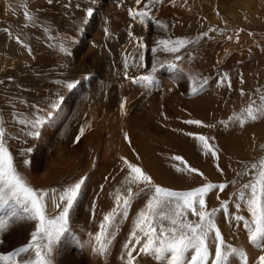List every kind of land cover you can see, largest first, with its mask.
I'll use <instances>...</instances> for the list:
<instances>
[{
    "label": "rangeland",
    "instance_id": "1",
    "mask_svg": "<svg viewBox=\"0 0 264 264\" xmlns=\"http://www.w3.org/2000/svg\"><path fill=\"white\" fill-rule=\"evenodd\" d=\"M23 1L25 3H23ZM35 1L43 8H38L39 10L31 8L30 4H34ZM133 1L132 4L125 1L119 4L117 6V12H124L129 18V9H134ZM161 1L162 0H151V6L148 9L149 14L147 16L151 31L146 36V39H144V34H142L143 30L140 23L129 21L126 17H121L122 21L124 19L127 20L125 21V24H127L124 25L126 27L125 32L130 42L129 46L131 47L132 45L135 47L136 45H143L144 47L146 45V47H148L147 55L150 58V65L152 68L162 63L163 65H168L172 62L179 61L177 57L183 59L186 53L192 54V58H194L193 67L195 69L191 67L192 71H189V73L202 75V79H199L201 81L207 79L208 81V84L204 87L210 84V92L221 93V97L223 98L218 104H210V106L206 107L205 104L200 103L192 110L189 106H186V104L191 100L198 99L201 93H196L193 99L187 98L185 94L177 96L178 101L180 100L181 102L178 105L174 103L176 104L175 107L178 113L175 120L181 123V126L178 127L179 131L177 134L178 136L180 135L178 139L179 148L175 152L167 151L163 152V154L161 153L162 155L160 154V156L163 157V164L166 168V180L171 184L173 191L186 192L189 189L188 185L191 177L198 174L197 172H190L188 170L192 168L197 169L199 173L202 172L203 175L199 174L198 178L205 185L208 183L213 185L225 184L226 187L223 191L218 190L216 187L210 190L211 205H207V207L209 210L217 209L215 223L221 231L225 243L234 247L233 243L241 236V232L243 231L245 235H248V233L243 226V222H236L233 217L235 215H241L244 216L246 220H250V215L246 206L242 204L239 210L236 208V204L242 203L238 198V193L243 184L260 180L259 172L264 170V116H259L255 120H251L247 116L249 104L253 101H260V98L264 97V0H227L228 2H225V0H218L215 2L216 4L213 3L211 5L210 13H207L210 14V26L202 33H195L193 35L189 33V31H191L189 27H187L189 30L186 34L182 33L184 31L182 24H184V22H186L184 20H188V18L182 20V18L179 17H156L159 11L155 12V10L159 7ZM0 2V48L4 46L7 49L13 40L17 44V38L19 37V42H21V44L30 43L27 47H25V45H17L19 49L23 48L20 50L21 54L26 57L23 60L27 61L26 59L29 58L34 59L33 55L36 54L40 57L39 61H42L28 64V67H24L23 71L18 70L23 68V66H0L2 67L0 69V122L3 123L6 131L5 143L14 158L17 171L25 181L29 182L27 179L29 178L28 173L31 170L29 167L31 168V164L34 161L36 145L38 144L35 142L39 141L41 131L49 129V132L52 128L59 126V129L56 131L58 134L55 136H59L61 139H73L78 135L81 137L82 135L79 134L81 129L86 133L83 134V136H87L91 132L89 129L90 132L88 133V127L85 128L87 123L83 117V106L86 100L85 98L83 99L82 96L81 90L84 88L82 86L87 85V83L93 79L94 82L99 81L96 75L92 73L93 70L88 68L91 65L90 63L94 64L98 61L97 64L100 66V69L105 70L104 64L109 59L107 62L111 63L112 66L109 64L110 67H113L109 48L115 49L117 48V44H115V46L114 44L109 45L110 37H104V41L99 43L97 39L85 36L89 26L96 21L97 10L93 5L87 4L84 0H51V2L50 0H0ZM147 2L148 0H142L139 8L140 11L144 10V4ZM3 6L6 8V10H4L5 12L1 11ZM124 6L125 9L123 8ZM127 8L128 11L126 10ZM88 9H91L93 12L91 17L87 16ZM229 9L230 12H228ZM25 11L31 14L34 18V22L25 19ZM108 18L110 17L102 16V22L110 24ZM118 20H120V18H118ZM189 23L190 22H187V25ZM132 24H136L134 27L137 29L134 28ZM98 27L103 36H107L109 32L112 33L114 30L115 33H113L116 37L124 31V28H120L116 31L113 25H111L113 30L108 28L104 31L99 25ZM139 27H141L142 33ZM130 32L132 33L131 37L129 36ZM57 36H60L61 39ZM162 40L171 42L168 45L169 48L172 47L174 42L179 40H183L185 43L183 47L179 48V51L171 52L165 50L164 45L160 44ZM81 44L83 49H87V47L89 49L92 48L91 52L88 54V62H90L88 64L74 57L75 50L80 49L78 46L81 47ZM104 44L105 46H103ZM122 44L127 45V43ZM32 45H36L39 48L34 54L28 50ZM61 46L66 48L67 52L61 51ZM154 48L156 49L155 52L152 51ZM241 48L245 51H242ZM232 51L233 54H231ZM54 52H56L58 56L56 62L52 61ZM143 52H145V50ZM235 52L241 56L239 57ZM120 58L121 60L125 59L123 64L124 67L117 69L115 75L112 74L111 77H107L109 81H112V79H121L125 89L133 85L132 87L135 88L137 92V101H140L141 104L145 101L144 104L153 106L151 98L157 95L158 87H160L164 78L160 79L159 82L153 78L151 82L140 81L138 80L139 77L144 75L147 76L149 72L146 73L143 71L141 74H136L135 68H133L134 66L130 62L134 60L131 57H128V59L125 57ZM179 65L180 64L176 66ZM224 77H226V79H224ZM133 79H136L137 83H133ZM185 80L187 82V76H185ZM69 83H72L74 87L69 89L67 87ZM241 90L245 93L244 95H241ZM99 91L100 90L95 91V93L92 92L93 94L91 93L90 96L96 95L97 97H101L102 102L106 103V92L102 90ZM74 93L77 96L75 95L74 98L72 97L71 99V95ZM111 100H113H109L111 107H114L113 102L116 104L118 101L115 98ZM173 102L174 98H172V103ZM52 103L58 104L55 110L50 107ZM80 104L81 107H79ZM33 105L38 106L39 110L33 108ZM258 107H260V103L255 105L253 111ZM195 109L199 111L196 112ZM58 110H60V112ZM48 111H52L53 119V115L56 114H61V117L59 116V120L55 123H51L52 125L48 123L51 121L50 119H48V121L46 120V122L37 129L39 131L38 136L27 135L26 133L30 129L23 128L22 125L13 119V117H15L17 120L20 118L31 120L36 116L43 118L46 117ZM66 111L69 117L65 114ZM188 120H198L201 121L202 124L185 123V121ZM49 124L51 125L50 128ZM200 135L206 137L207 147L205 146V142L198 139ZM222 141L229 149L223 145ZM244 142L248 143V145ZM237 143L239 144L237 145ZM249 145H252V147ZM213 151L215 152V157L213 156ZM174 157H180L181 159L177 160L174 159ZM207 157L210 158V161L214 160L209 179L203 170V164ZM118 159L120 163L116 164L112 171L115 169V171H124L128 169L127 165L121 163L120 158ZM25 160L29 163L25 164ZM253 165L256 166L255 170L250 173L249 169H251ZM139 167H141L140 164ZM218 169H222V172ZM64 178L65 176H63V179ZM135 185L136 184H132L131 186ZM200 186L201 185L198 183V185L195 184L192 187L198 188ZM31 188L40 193V190H36L34 186ZM257 189L259 191V184H257ZM101 190V186L97 185L96 192L98 191V194L95 196H98ZM222 202H227L228 206L226 210L221 207ZM7 206L9 205L6 204L1 208L4 209ZM131 210L132 206L129 207L128 211L131 212ZM94 211L93 213L95 214L96 211ZM94 214L92 216H94ZM130 214L127 213L125 219H127ZM189 219L195 220L197 218L189 214ZM5 233H0V256L12 254L17 248V246H15L17 241L15 242L16 244L14 243L15 235L5 236ZM248 240L242 238L244 243ZM10 241L12 242L10 243ZM4 242L5 244L10 243L8 248H3L2 245ZM213 244L214 241L210 239V259L214 255ZM139 247L140 245H138V248ZM234 248L244 253V244H240L237 247L235 245ZM260 255H264V253H260L256 259H254V262H258V257ZM243 263L244 260L239 255H235L230 264ZM0 264H13V262L12 260L0 261ZM51 264H53L52 260Z\"/></svg>",
    "mask_w": 264,
    "mask_h": 264
},
{
    "label": "bare ground",
    "instance_id": "2",
    "mask_svg": "<svg viewBox=\"0 0 264 264\" xmlns=\"http://www.w3.org/2000/svg\"><path fill=\"white\" fill-rule=\"evenodd\" d=\"M84 1L87 4L93 5V7L97 10L96 21L92 23L91 26H89L85 36L95 38L99 41V43L104 41V37H110L109 45L114 44L115 46V44H117V48H109L110 57L113 61V67H110L111 63L107 62L109 59L107 60L105 58L104 59L107 60L104 64L105 70L100 69V66L97 64L98 61L94 64L88 62V54L91 52L92 48L89 49L87 47V49H83L82 44L81 47L78 46L80 49L75 50L74 57L79 58V60L84 63H90L91 65L88 68L93 70L92 73H94L99 79L98 82H94V79L92 81H89L87 85L82 86L84 88L81 90L83 99L85 98L86 100L83 106V117L87 123L85 128L88 127L87 129H90L91 132L89 130V135H82L83 137L81 136L79 141L76 142V136L74 138L72 137L73 139H61L59 138V136L56 137L55 135L58 134L56 133V131L59 129V126H57L56 128H52L49 132V129L41 131L39 141L35 142L38 144L36 145L35 154L33 153L34 161L31 164V168L28 166L31 170L28 173L29 178H27L29 182L26 181V183L30 187L34 186L36 190H40V193H48V196L46 197V214L48 216H55L57 210L52 204V190L55 189L59 191L77 182L81 178H84L85 182L81 188L78 199L75 202L74 207L70 213V230L62 237L61 242L58 245H55L53 248L51 256L53 264H125V261L121 259V255L124 251L123 245L128 241L130 233L135 230L134 222L137 219L140 210L144 208L146 204V199L149 197L150 193L148 191L149 186L146 184H136L135 186H131L132 184L129 185L126 183L128 169H125L124 171H115V169L114 171H112L113 167L116 164L120 163L118 158H120L121 163H124L123 159H121L124 158L127 159L130 163L138 165V167L140 164V168L151 177L154 184L167 188L169 190H173L171 188V184L168 183V181L166 180V168L163 164V157H161L160 154H163V152L167 151L175 152L179 148L178 139L180 135L178 136L177 134L179 131L178 127L181 126V123L175 120L178 113L177 108L175 107L176 104L174 103H177L178 105L181 102L180 100L178 101L177 96L185 94L187 98L193 99V96L196 93H201V95L199 94L200 97L198 99L191 100L189 101V103L186 102V106H189L192 110L195 108L196 105H199L200 103L205 104L206 107L210 106V104H218L223 100V98L221 97V93L210 92V84L206 87H203L202 89L200 88V84L202 81L199 78L202 79V75H197L196 73H191V75L189 73V71H192L191 67H193L194 64V58H192V54L190 55L189 53H186L185 57L183 59L180 58L179 61L172 62L168 65H163L162 63L161 65L152 68L150 65V58L147 55L148 47H146V45L144 47H141L139 45H136L135 47H133L132 45L131 47L129 46V38L127 37V33L125 32V25L127 24H125V21L129 20L140 23L143 33L141 31V27L139 28L141 33L144 34V39H146V36L151 31V26L148 22L147 16L140 17L130 15L128 18L124 12H117V6L119 4H121L122 2L124 3V1L130 2V4H132L133 0ZM217 1L218 0H211L210 3V0H162V3L160 2L159 7L154 10L155 12L159 11L156 14V17H179L182 18V20L188 18V20L185 19L184 21L186 22L182 24V28L184 29L182 33L186 34V32L189 30L187 27H189L191 29L189 33L193 35L195 33H202L210 26V14L207 13H210L211 5ZM226 1L227 0H225V2ZM133 2L134 9L132 11L136 12L137 5L135 1ZM23 3L25 2L23 1ZM30 5L31 8H33L34 10L42 7L36 1L34 2V4ZM123 8L125 9V6ZM131 9L132 8H130L129 10ZM4 10H6L5 6L1 8L2 12ZM126 10L128 11V8ZM228 12H230V9ZM102 16H109L110 18H108V21H110V24L102 22ZM121 17H126L127 20L123 18L124 20L122 21ZM118 18H120V20H118ZM187 22L190 23L187 25ZM98 25L102 29H104V31L108 28H111L113 30L114 27L116 31L120 28H124V31L122 32V34H118L116 37L114 34V30V33L109 32V36H103ZM111 25H113V28L111 27ZM134 26H136V24L133 25V27ZM57 37L61 39L60 36ZM122 43H127V45ZM28 44L30 45V43L28 42L27 44H21V42H17L16 44L13 40V42L9 44V47H7V49L2 46L0 48V66H23V68L18 69L19 71H23L24 67H28V64L42 62L39 61L40 57L36 54L33 55L34 59L29 58L26 59L27 61L23 60L26 58L20 52V50L23 48L19 49L17 45H25V47H27ZM103 46H105V44ZM143 48L145 52H143ZM28 50H30V52H33L32 54H34L36 50H39V48L36 45H32V47ZM231 54H233V51L231 52ZM235 54L237 53L235 52ZM140 56H143V59H141ZM120 57H125L127 59L128 57H131L134 60L130 62L134 66L133 68H135L136 74H141L143 71L146 73L149 72L147 76L150 75L154 80H158V82L160 81V79L164 78V80H162V83L160 84V87H158L159 89L156 93L157 95H152L153 97L151 99L153 102V106L144 104L145 101L143 102V104H141L140 101H137V92L136 89L132 87L133 85H130L131 87L128 86L125 89V86H123L124 84L121 82V79H112V81H109L107 77H111L112 74L115 75L117 69L124 67L123 64L125 62V59L121 60ZM57 59L58 56L56 52H54V57L52 58V61L56 62ZM13 61L15 64L13 63ZM173 64L180 65L176 66V68L173 69L172 67H170V65ZM2 67H0V69ZM185 76H187V82L185 80ZM98 90L106 92V103L102 102L101 97H97L96 95L92 97L90 96L92 92L95 93V91ZM196 90H198V92ZM75 95V93L72 94L71 99L72 97L74 98ZM112 98H115L118 101L116 104L113 102L114 107H111V104L109 102V100L113 101L111 100ZM172 98H174L173 103ZM210 101H212L213 103ZM122 103L124 104L123 111L120 107ZM79 107H81V104L79 105ZM58 111L60 112V110ZM195 111L198 112L199 110L197 111L195 109ZM65 114H67V111ZM53 116L54 119L52 117L50 119L51 121L48 123H55L57 120H59V116L61 117V114H56ZM50 124L49 128L52 125ZM83 134L86 133L83 132ZM125 134H127L128 139H125ZM238 144L239 143H237V145ZM246 144L248 145V143ZM223 145L226 146L224 142ZM250 147H252V145ZM226 148L229 149L228 146H226ZM212 163H214V160L210 161V158L207 157L203 164V170L208 179L210 178V173L213 169ZM63 176H65L64 179ZM198 176L199 174L194 177H191L188 185L189 189L187 191L196 189L195 187H192L195 184L198 185L199 183V185L201 186L205 185L199 180ZM97 185L103 187H101L102 190L101 192H99V195L95 196L96 194H98V191L96 192ZM128 187H132L134 193H139V195H137L132 200V203L130 205L132 206L131 212L127 211V213L131 214L127 219L121 217L117 218L118 223L113 229L115 233L114 239H112L111 244L108 246L107 252L104 255H101L98 251L94 252V234L99 231V224L102 221L103 216L109 213L113 206H115L114 201L115 196L117 195V190H120L119 194H121L122 196L127 195ZM141 189H144V191H141ZM205 201L207 205H211L210 191L205 195ZM94 210L96 211L95 214L93 213ZM10 211V206L5 207L4 209L0 207V216H7L8 214H10ZM93 214L94 216H92ZM34 229V221H21L14 224L11 228L7 229L3 233L6 232L5 236L15 235L14 243L17 241V244L15 243V246H17V248H20L21 246L28 243V241L30 240V233L34 231ZM242 238L248 240L249 236L245 235V233L242 231L241 236L237 238L236 242L233 243V245L234 247L235 245L237 247L240 244H244L245 259H243V264H258V262H254V259H256V257L260 253H264V239L257 241V244L260 245L258 247L257 245L250 243L249 240L244 243L242 241ZM11 242L12 241H10V243ZM9 244H5L4 242L2 246L3 248H8ZM208 244L210 253V240ZM133 255L136 257L133 264H158V262L153 258V256L139 253L138 245L136 246V251L133 252ZM233 257L234 256H230L228 264L231 263ZM15 259L16 258L13 257V264Z\"/></svg>",
    "mask_w": 264,
    "mask_h": 264
},
{
    "label": "snow or ice",
    "instance_id": "3",
    "mask_svg": "<svg viewBox=\"0 0 264 264\" xmlns=\"http://www.w3.org/2000/svg\"><path fill=\"white\" fill-rule=\"evenodd\" d=\"M135 3L137 11L130 10L129 15L148 16L151 0L144 4L143 11L139 10L142 0H135ZM92 15V10L88 9L87 16L91 17ZM24 16L26 20L34 22V18L29 12L25 11ZM129 36H132L131 32ZM17 41L19 42V37ZM169 43L171 42L167 40L160 41L165 50L177 52L185 42L183 40L176 41L171 48L168 47ZM61 51L67 52V49L61 46ZM152 51L155 52L156 49L154 48ZM140 58L143 59L142 56ZM179 59L180 57H177V60ZM170 67L175 69L176 65L173 64ZM139 80L151 82L152 77L150 75L141 76ZM136 82L137 80L133 79V83ZM207 83V79H203L200 88L202 89ZM67 87L71 89L74 85L69 83ZM196 91L198 92V90ZM244 94L241 90V95ZM262 102H264V97H261L260 101H253L249 104L247 116L251 120L264 116V103ZM257 103H260V107L253 111ZM32 107L39 110L36 105ZM50 107L55 110L58 104L52 103ZM120 107L123 111L124 104L122 103ZM51 118L52 111H48L46 117L36 116L31 120L24 118L17 120L13 117L23 128L30 129L26 133L30 136H38L39 131L37 129ZM185 123L202 124L198 120H188ZM80 135H83V129L80 130ZM79 139L80 136L78 135L76 142ZM125 139H128L127 134H125ZM198 139L205 142L207 147L206 137L200 135ZM5 141L6 131L3 123L0 122V207L8 204L11 208L10 214L0 216V233L21 221H34L35 229L30 233V240L27 244L12 254L0 256V261L12 260L15 257L14 264H51L54 246L58 245L62 237L70 230V213L85 182L84 178L59 191L52 190L51 200L57 212L55 216H48L46 214L48 193H38L26 183L17 171L14 158L6 147ZM213 156L215 157L214 151ZM121 159L128 168L126 183L129 185L146 184L149 186L148 191L150 193L144 208L140 210L134 222L135 230L130 233L128 241L123 245L124 251L121 259L125 261V264H133L135 261L136 257L133 252L136 251L137 245H140L139 253L153 256L158 264H228L230 256L235 255L245 259L243 252L225 243L221 231L215 223L217 209L209 210L205 201V195L210 190L216 187L223 191L226 187L225 184L213 185L208 183L186 192L173 191L154 184L151 177L140 167L130 163L127 159ZM174 159L180 160L181 158L174 157ZM24 163L28 164L29 162L25 160ZM255 167L253 165L249 172H253ZM188 170L203 175L197 169L189 168ZM218 170L222 172V169ZM259 176L260 180L243 184L238 193V198L242 203L236 204V208L239 210L242 204L246 206L250 220H246L241 215L233 217L236 222H243L249 236V242L258 247L260 245L257 244V241L264 239V170L259 172ZM257 184L260 185L259 191ZM119 193L120 190H117L115 206L103 216V220L99 224V231L94 234L93 251H98L101 255L107 252L108 246L114 239L113 229L118 223L117 218L127 217V211L132 200L139 195V193L133 192L132 187L127 188V195L122 196ZM227 206V202L221 203L223 209L226 210ZM189 214L197 219H189ZM210 239L214 241V255L211 259H209L208 244ZM258 264H264V255L258 257Z\"/></svg>",
    "mask_w": 264,
    "mask_h": 264
}]
</instances>
